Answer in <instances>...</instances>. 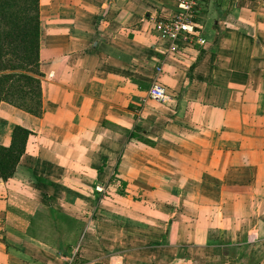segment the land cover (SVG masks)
<instances>
[{"label":"crops","instance_id":"obj_1","mask_svg":"<svg viewBox=\"0 0 264 264\" xmlns=\"http://www.w3.org/2000/svg\"><path fill=\"white\" fill-rule=\"evenodd\" d=\"M38 2L42 114L0 102V145L30 131L0 264H264V5L210 0L205 45L164 57L171 0Z\"/></svg>","mask_w":264,"mask_h":264},{"label":"trees","instance_id":"obj_2","mask_svg":"<svg viewBox=\"0 0 264 264\" xmlns=\"http://www.w3.org/2000/svg\"><path fill=\"white\" fill-rule=\"evenodd\" d=\"M38 0H0V102L34 116L42 114L39 69ZM30 131L13 127L10 143L0 145V177H12ZM128 138L148 143L135 131ZM154 146V145H150Z\"/></svg>","mask_w":264,"mask_h":264},{"label":"built area","instance_id":"obj_3","mask_svg":"<svg viewBox=\"0 0 264 264\" xmlns=\"http://www.w3.org/2000/svg\"><path fill=\"white\" fill-rule=\"evenodd\" d=\"M173 2V12L168 16H161L154 20L153 28L160 39L166 42L165 56L185 47H202L205 45L203 36V25L200 21L205 6L210 0H171ZM258 5H264V0H251ZM161 66H156V71L161 70ZM147 96L157 101H166L169 97L165 87L153 82L148 90ZM73 255L69 264H72Z\"/></svg>","mask_w":264,"mask_h":264},{"label":"rangeland","instance_id":"obj_4","mask_svg":"<svg viewBox=\"0 0 264 264\" xmlns=\"http://www.w3.org/2000/svg\"><path fill=\"white\" fill-rule=\"evenodd\" d=\"M234 1V0H233ZM238 1V3L239 4H242V5H245V6H247L248 7V9H250L252 6H254V5H257L258 6V4L257 3H253V2H251V0H236V2ZM243 7V6H242ZM202 23V25H204L203 24V22H201ZM203 33H204V31H203ZM72 205H78L79 204V202L78 201H73L72 203H71ZM70 204V205H71ZM50 232V231H49ZM51 234V233H50ZM52 235V234H51ZM52 239H54V238H52V236L50 237V240H52ZM250 250H249V248L247 247V248H245L244 250H243V252H242V256H241V258H243V260L247 263V264H252V259H251V257H250Z\"/></svg>","mask_w":264,"mask_h":264}]
</instances>
